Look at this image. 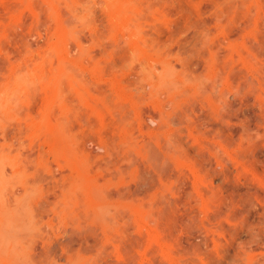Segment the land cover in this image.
<instances>
[{
    "label": "rangeland",
    "instance_id": "obj_1",
    "mask_svg": "<svg viewBox=\"0 0 264 264\" xmlns=\"http://www.w3.org/2000/svg\"><path fill=\"white\" fill-rule=\"evenodd\" d=\"M0 264H264V0H0Z\"/></svg>",
    "mask_w": 264,
    "mask_h": 264
}]
</instances>
